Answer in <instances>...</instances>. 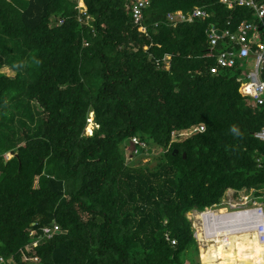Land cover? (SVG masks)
Instances as JSON below:
<instances>
[{"label":"trees","instance_id":"16d2710c","mask_svg":"<svg viewBox=\"0 0 264 264\" xmlns=\"http://www.w3.org/2000/svg\"><path fill=\"white\" fill-rule=\"evenodd\" d=\"M83 1L86 15L75 0H0V70L15 71L0 72V256L199 264L187 213L227 190L264 201V142L254 136L264 103L239 92L244 62L217 64L232 43L211 49L207 36L210 24L233 32L256 17L220 0H151L135 24L128 0ZM195 7L208 16L167 17ZM91 112L97 127L86 135ZM133 136L152 144L136 148L152 151L153 166L126 160ZM52 222L60 232L27 253L39 261L22 262Z\"/></svg>","mask_w":264,"mask_h":264},{"label":"built area","instance_id":"2783aa9c","mask_svg":"<svg viewBox=\"0 0 264 264\" xmlns=\"http://www.w3.org/2000/svg\"><path fill=\"white\" fill-rule=\"evenodd\" d=\"M80 15H86L87 9L83 0H75ZM130 4V14L135 24H139L142 19L143 9L151 0H128ZM229 7L234 5L250 9L256 17V21L243 20L236 32L222 31L221 35L216 33L217 29L211 25L209 30V42L211 49L218 45L219 41L224 39V44L232 43V46L221 50L216 54L217 64L223 67H233L238 61L245 63V72L238 78L240 82L239 92L250 99L252 104L264 103V80L261 78V72L264 68V3L255 0H221ZM206 14L202 9L195 8L192 12L184 14L181 11L169 13L167 15L170 21L190 22L195 18L204 17ZM58 23H62L60 20ZM141 30H144L143 27ZM228 38V39H227ZM215 71V68L212 69ZM204 130V125L199 124L190 129L182 131H173L171 133L172 141L181 137H188L195 132ZM254 136L264 142V119L261 128L254 133ZM134 153L139 150L136 147L146 148L144 142L137 137L131 138ZM136 145V146H135ZM244 204H233L222 200L203 211L197 212L200 228L198 233L202 239L209 242H218L219 238L227 235L249 234L254 237L262 246H264V201H253L249 203L244 197ZM42 234L35 239L31 245L25 246L20 250L22 262H38L39 259L33 254H27L32 246H36L40 238H50L59 232V226L50 223L41 228ZM34 235V230H30V236ZM174 240L172 243L174 244ZM0 264H19L14 257L4 258L0 256Z\"/></svg>","mask_w":264,"mask_h":264},{"label":"bare ground","instance_id":"6f19581e","mask_svg":"<svg viewBox=\"0 0 264 264\" xmlns=\"http://www.w3.org/2000/svg\"><path fill=\"white\" fill-rule=\"evenodd\" d=\"M224 240L226 244H222ZM209 252L212 254L211 260H219V264H264V246L249 234L219 238L218 242L210 245L209 251L203 253L206 258L204 264H209L210 260L207 259Z\"/></svg>","mask_w":264,"mask_h":264},{"label":"rangeland","instance_id":"374dc122","mask_svg":"<svg viewBox=\"0 0 264 264\" xmlns=\"http://www.w3.org/2000/svg\"><path fill=\"white\" fill-rule=\"evenodd\" d=\"M0 72L2 74L8 75V76H14L15 75V71H13L11 68L9 67H2ZM90 118H92L91 113L89 114ZM94 127L93 123H88L87 129L86 130H92ZM152 144H148L147 148H151ZM128 150L125 153V158L127 161H132L133 164L136 165H142V164H150V166H153L154 161L152 158V151L150 150L149 152H144L141 154H136L134 153V147L132 145H130L128 148ZM228 191V190H227ZM225 193V195L223 196V199H226L228 194L230 192ZM240 195H243V193L239 192ZM238 194V195H239ZM237 195V196H238ZM222 199V200H223ZM239 204H244V202L241 200V203ZM197 212H199V210H196ZM196 211H191L189 213H187L188 218L191 220L192 223V227L194 229V236L197 239V247H198V256H197V260L199 262V264H204L206 262V258L204 257L203 253H205L206 251H209V247L212 243H209L205 240L202 239V236L200 233H198V228H200V224H199V220H198V214ZM226 244L225 240L222 241V244ZM225 249L227 250V247H225ZM212 254L211 252H209L207 254V259L210 260L209 264H219V260H215L212 259ZM218 261V262H217ZM185 264H188L187 262Z\"/></svg>","mask_w":264,"mask_h":264},{"label":"crops","instance_id":"0c3cea01","mask_svg":"<svg viewBox=\"0 0 264 264\" xmlns=\"http://www.w3.org/2000/svg\"><path fill=\"white\" fill-rule=\"evenodd\" d=\"M221 1V0H220ZM84 2V1H83ZM223 3V2H222ZM85 4V3H84ZM225 4V3H224ZM76 5V4H75ZM86 6V5H85ZM228 6V5H227ZM229 7V6H228ZM195 8H199V9H202L204 12H205V16L204 17H198V18H205V17H207L208 16V13L203 9V8H201V7H195ZM194 8V9H195ZM229 8H231V7H229ZM86 9H87V7H86ZM180 10H178V11H175V12H172V13H177V12H179ZM182 12V11H181ZM183 13V12H182ZM188 13H190V12H188ZM193 21V20H192ZM242 22V21H241ZM240 22V23H241ZM239 23V24H240ZM211 25H214V24H210V26L208 27V30H207V36H208V39H209V30H210V27H211ZM215 26V25H214ZM216 27V26H215ZM238 28V27H237ZM216 29L217 30H219L220 28H218V27H216ZM220 30H222V29H220ZM222 31H224V30H222ZM237 31V30H236ZM236 31H233V32H236ZM231 32V31H230ZM224 42L225 41H223V44H224ZM228 192H230L229 194H228V196H227V198L226 199H223V200H225V201H229V202H231V203H233V204H236V203H241V200L244 202L245 201V199H244V197L245 196H247V194L245 193V192H241V193H243V195H240L239 193V195L238 196H235V192L233 191V190H228L227 191V193ZM247 200V199H246ZM248 201V200H247ZM21 259H22V257H21ZM18 262V261H17Z\"/></svg>","mask_w":264,"mask_h":264},{"label":"clouds","instance_id":"9594fccd","mask_svg":"<svg viewBox=\"0 0 264 264\" xmlns=\"http://www.w3.org/2000/svg\"><path fill=\"white\" fill-rule=\"evenodd\" d=\"M91 115H92V118H90V116L87 118V124H86V127H85V134L86 135H91L92 134V132H93V130H94V128L95 127H97V124L94 122V117H93V112H91ZM88 123H93L94 124V127H93V129L92 130H86L87 129V126H88ZM132 138V137H131ZM132 145V144H131ZM13 155V153L12 152H8V153H5L4 154V157L5 158H9V157H11ZM60 232V231H59ZM58 233V232H57ZM28 263H30V262H28ZM36 263V262H35Z\"/></svg>","mask_w":264,"mask_h":264},{"label":"water","instance_id":"95a60500","mask_svg":"<svg viewBox=\"0 0 264 264\" xmlns=\"http://www.w3.org/2000/svg\"><path fill=\"white\" fill-rule=\"evenodd\" d=\"M216 33H217L218 35H221V34H222V30L219 29V30L216 31Z\"/></svg>","mask_w":264,"mask_h":264}]
</instances>
